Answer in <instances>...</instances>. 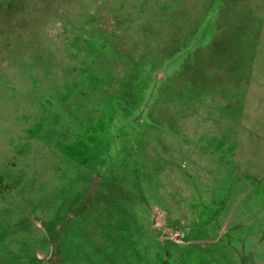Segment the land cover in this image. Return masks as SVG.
<instances>
[{
    "label": "rangeland",
    "instance_id": "rangeland-1",
    "mask_svg": "<svg viewBox=\"0 0 264 264\" xmlns=\"http://www.w3.org/2000/svg\"><path fill=\"white\" fill-rule=\"evenodd\" d=\"M0 264H264V0H0Z\"/></svg>",
    "mask_w": 264,
    "mask_h": 264
}]
</instances>
